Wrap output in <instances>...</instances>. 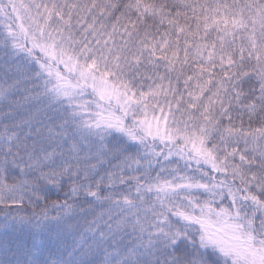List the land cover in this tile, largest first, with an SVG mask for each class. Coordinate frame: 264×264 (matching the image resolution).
I'll use <instances>...</instances> for the list:
<instances>
[{
  "label": "snow or ice",
  "instance_id": "1",
  "mask_svg": "<svg viewBox=\"0 0 264 264\" xmlns=\"http://www.w3.org/2000/svg\"><path fill=\"white\" fill-rule=\"evenodd\" d=\"M0 264H264V0H0Z\"/></svg>",
  "mask_w": 264,
  "mask_h": 264
}]
</instances>
